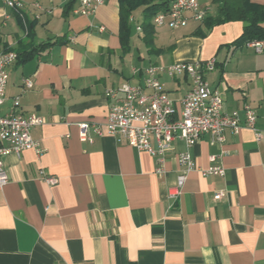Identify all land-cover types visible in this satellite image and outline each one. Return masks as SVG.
Masks as SVG:
<instances>
[{"label": "crops", "instance_id": "1", "mask_svg": "<svg viewBox=\"0 0 264 264\" xmlns=\"http://www.w3.org/2000/svg\"><path fill=\"white\" fill-rule=\"evenodd\" d=\"M22 1L12 9L0 0V51L24 54L56 37L65 41L40 46L7 67L0 114L42 117L30 135L43 151L3 158L9 179L0 189V264H264V49L234 44L243 23L207 26L188 18L170 28L151 19L146 37L138 7L124 48L118 0L89 15L74 12L78 0L66 14L69 0ZM198 3L205 18L216 16L219 0ZM212 57L216 65L205 78L222 93L223 109L237 111L242 123L245 104L256 113L254 129H227L222 144L204 136L188 148L199 167L216 155L223 176L191 171L180 196L170 199L183 140H173L159 175L155 157L124 140L91 129V142L80 139V122L104 125L108 89L129 82L148 93V65ZM25 78L32 88L23 90ZM158 79L179 114L189 78L161 72ZM43 176L56 177V184Z\"/></svg>", "mask_w": 264, "mask_h": 264}, {"label": "built area", "instance_id": "2", "mask_svg": "<svg viewBox=\"0 0 264 264\" xmlns=\"http://www.w3.org/2000/svg\"><path fill=\"white\" fill-rule=\"evenodd\" d=\"M106 0H78L74 12L89 15ZM4 5L19 9L22 0H2ZM186 12L190 14L185 15ZM205 10L199 6L198 0H169L168 9L159 11L152 17L155 26L176 28L186 24L188 18L203 21ZM103 27L100 26V29ZM255 52H262L264 40H252L246 43ZM17 55L13 51H0V105L5 101L7 83V67L13 63ZM215 57L204 61L172 63L167 66L150 64L143 69L144 87L149 89L143 93V86L123 83L118 88L108 89L105 94L110 98L106 120L103 126L90 122H80L79 136L83 141H92L91 129L95 134H109L116 140H124L138 151H146L156 160L155 173L165 172L166 154L172 150V142L177 137L184 141L186 149L176 155L179 171L174 185L168 189L167 196L176 199L182 193L184 182L191 171H198L202 176H223L225 168L216 164V155H210V164L199 167L188 148L204 136H208L211 144H222L225 131L236 133L242 125L255 128L256 113L248 104L244 105V122L237 111L226 112L223 109V95L218 89L210 88L205 74L215 68ZM167 73L171 77L184 74L190 80V88L181 99V111L177 114L172 100L167 96L158 74ZM30 79H23V90L32 88ZM18 100H14V105ZM43 122V118L35 114L23 116L11 110L0 114V189L8 182L9 176L4 169L3 158L10 153L19 154L25 149H34L37 154L43 150L37 140L30 135V128ZM259 137L260 132H256ZM50 185L57 182L54 176H43ZM221 193L215 194L218 198Z\"/></svg>", "mask_w": 264, "mask_h": 264}, {"label": "trees", "instance_id": "3", "mask_svg": "<svg viewBox=\"0 0 264 264\" xmlns=\"http://www.w3.org/2000/svg\"><path fill=\"white\" fill-rule=\"evenodd\" d=\"M75 0L66 4V12L71 9ZM119 2V30L122 46L126 48L127 38L131 29L129 17L138 7H143V28L146 37L151 36L152 26L150 21L159 11L168 9L169 1L166 0H118ZM238 20L243 23L242 33L234 44L247 43L252 40H264V5L250 2L249 0H219L217 14L212 18H204L207 26ZM29 31V28H28ZM65 41V38L56 37L52 42H42L24 54L16 53L17 61H25L32 57L40 46L45 47L54 43Z\"/></svg>", "mask_w": 264, "mask_h": 264}]
</instances>
